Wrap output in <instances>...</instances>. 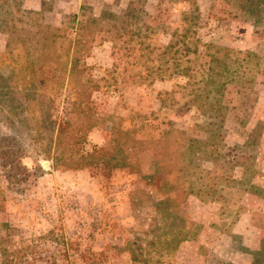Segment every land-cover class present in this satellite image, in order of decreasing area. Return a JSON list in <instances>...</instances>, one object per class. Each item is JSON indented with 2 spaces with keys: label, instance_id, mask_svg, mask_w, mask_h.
Here are the masks:
<instances>
[{
  "label": "rangeland",
  "instance_id": "374dc122",
  "mask_svg": "<svg viewBox=\"0 0 264 264\" xmlns=\"http://www.w3.org/2000/svg\"><path fill=\"white\" fill-rule=\"evenodd\" d=\"M249 1L0 0V264H264V26ZM194 3L189 74L135 84L127 28L163 48ZM95 146L100 162L65 169Z\"/></svg>",
  "mask_w": 264,
  "mask_h": 264
},
{
  "label": "trees",
  "instance_id": "16d2710c",
  "mask_svg": "<svg viewBox=\"0 0 264 264\" xmlns=\"http://www.w3.org/2000/svg\"><path fill=\"white\" fill-rule=\"evenodd\" d=\"M247 0V4H248ZM255 3H252L249 1L248 10H250V13L253 14L255 20L257 21V26L261 27L264 26V0H254ZM199 7H196V3H194V7L191 8L189 11H185L181 18V33H177L175 40L170 43L167 46H164L163 48H156L148 39V35H143L142 30L138 29L139 31L132 30L127 28L126 33L129 37L127 48L128 53L124 55V58L126 61L129 62V67L126 66L125 70H131L132 74V80L135 84H146L153 81L154 76L161 70H180L182 66L183 60L189 58L192 53L198 52L201 48V46L204 44L200 38L199 35ZM82 24L77 28V33L80 35L82 32ZM138 37L137 40L135 38ZM73 43L72 48H73ZM206 52L211 56L210 61L207 63L208 68L206 70V77L207 80L213 83L221 82L219 77L227 75L224 71H217V68L219 67L217 62H219L221 65H224V60H222L218 54L212 53V50L216 47L213 44H205ZM71 48V46H70ZM64 53H67L70 57L69 62H73L76 53L75 51H72V49L65 50L63 47ZM157 51V52H156ZM226 51V50H225ZM230 53V50H227ZM226 51V53H228ZM218 51H216L217 53ZM247 56L252 57L253 52L249 51L246 53ZM133 59V61H130ZM128 65V64H127ZM71 71L70 73L74 75L75 70L77 71L76 63L74 65H71ZM182 72L185 74H189L190 67L184 66L183 69H181ZM39 70H34L32 73V78H38L37 81V90L43 86L45 77H41L39 75ZM224 85V84H223ZM226 84L224 85V87ZM36 89V88H35ZM220 92V90H218ZM77 105V104H76ZM75 105V106H76ZM74 106V107H75ZM81 106V104H80ZM93 123L91 122V125ZM94 125V124H93ZM59 137L61 139L62 135H68V133L71 134L72 129V123L69 121L64 122V124L59 126ZM66 131V134H65ZM86 133L81 137H73L69 144L73 148V150H76L78 145H82L87 140ZM10 138L4 137L0 140L2 145H0V148H2V157L4 158H10V151L6 149L5 144ZM237 148H241V146L236 145V147L232 148V150ZM5 149V150H4ZM104 149L98 146H95L94 149L90 152L81 151L79 150L80 159L77 161H74L73 163H65L64 167L65 169H82L85 167H88L91 164H95V162H100L104 157L103 156ZM231 156V153L229 154ZM240 155H237L239 157ZM60 164L55 165L57 169L60 168ZM55 262V259L53 257H49L47 259V262ZM83 264H95V261H90L89 258L85 257L83 259Z\"/></svg>",
  "mask_w": 264,
  "mask_h": 264
}]
</instances>
